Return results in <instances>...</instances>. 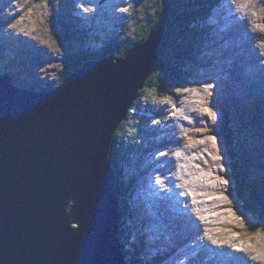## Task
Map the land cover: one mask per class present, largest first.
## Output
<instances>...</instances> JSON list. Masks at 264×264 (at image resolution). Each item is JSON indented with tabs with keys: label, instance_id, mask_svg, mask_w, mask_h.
Here are the masks:
<instances>
[{
	"label": "rangeland",
	"instance_id": "1",
	"mask_svg": "<svg viewBox=\"0 0 264 264\" xmlns=\"http://www.w3.org/2000/svg\"><path fill=\"white\" fill-rule=\"evenodd\" d=\"M103 1L106 0L87 2L89 6H93L91 12L87 11L80 4V1L74 4L73 0H0V73H9L7 77H10L12 81L14 80L13 84L17 86H24L26 89L32 88L30 90L36 92L43 91V88L49 90L48 87H52L54 82L64 76L67 68L83 57H97L109 50L119 52L123 49L122 47L127 45V40L139 39V36L144 34V31L155 18L157 9L164 8L162 0H113L115 7L112 11L114 10V13L109 15L111 19H116V21L108 25L107 33L106 31H98L99 34L96 32V34L94 32L88 33V31L80 33L69 25V23H75L68 20L69 18L80 19L79 13H86L88 16H86L85 26L87 28L97 26L96 22L100 20H97L96 15L100 13L101 2ZM193 1L171 0V5L182 3L180 7L186 12V9L194 5L192 4ZM202 1L206 2L205 0ZM225 1L227 3L233 2L238 12H243L246 8L251 16L249 21L254 20L250 24L251 32L244 29L239 35L244 34L243 36L250 39L255 45V60L241 58L242 62H237L235 61L239 59L237 57L232 65L227 64L231 62L232 56L237 55L241 49H245V47H238L232 54H227L225 49L227 46L232 48L230 45L232 39L228 38V42L222 43L218 41V37L222 35L226 26H236L232 19L234 10L231 7H226L224 10L222 8L224 0H211L212 5L206 2V5L210 6L206 7L208 14L195 19L194 26L199 29L201 39L197 46L192 49V55H196L193 58L194 62L182 58L179 66L182 68L187 61L189 62L187 64L190 67L183 70L187 79L178 85L175 81L174 84L158 83V87L151 86L146 91H142L137 97L138 101L132 106V113L126 118L124 129H119L116 133L117 142L126 141L124 142V150L120 152L126 160H121L119 167L122 182L125 183L126 181V184L129 183L130 185L126 186L130 192L129 197L127 198V192L126 196L124 194L128 205L127 214L121 219L127 244H129H125L121 248L124 264H169L168 261H160V258L167 252H171L173 256L177 257L178 252L174 251L176 242H182L191 231V226L186 229L185 226L181 225L182 222L178 225L174 223L164 224L165 220L169 218L166 217L165 219L164 216L153 213L162 199L166 201L168 209L171 210V200L176 198L172 193L169 195L160 194L153 186L151 175L145 174L148 164H161V167L166 165L169 172V167L174 166L172 161L174 157L168 154V158L162 160V154L158 151V145L162 147L159 140H162L163 137V135L159 136V133H164L166 127H172L171 124L164 123L165 117L162 112L167 113V111L160 110L163 106L169 110L167 115H184L185 132L180 135L179 139L185 143L182 147L179 145L183 149L181 152L184 155L191 154L195 158L197 157L195 152H197L204 157L203 162L205 164L209 162L207 157H210L213 162H217L213 168L217 178L214 179L215 181L212 180L213 184L210 185V189L208 188L204 193H211L216 205H224L220 209L221 212H227L225 215L220 214L219 221L211 224L215 237L227 243L225 252H230L228 255L230 261L227 264H239L240 258L251 260L255 264H264V108L261 109L260 102L263 100L264 107V0ZM116 15L118 18H115ZM131 15L136 16L134 21H132ZM184 15L180 23L182 26L188 18L194 20L192 17H195L190 14L184 19ZM164 17L168 18V21L176 19L175 13L170 8L165 9ZM225 17L227 24L214 27V23ZM182 26L180 25V28ZM78 33L83 36H79ZM240 39L242 41L241 36ZM182 41L177 39L173 45V39L168 37L164 46L168 49L165 50L163 59H168L169 49L170 58H173L175 53L179 56L177 53L179 51L178 46L180 49L184 48ZM40 44L47 46V48L44 49ZM50 50L55 52L50 55L49 53L43 55V52ZM191 62L193 63L190 65ZM243 67L248 69L247 72L251 78L243 76ZM38 69L48 70L46 79H40ZM251 71L252 73H250ZM235 72H238L242 77L241 81L233 75ZM242 82L246 86L255 84V86H262L263 94L245 95L242 88H233L235 84ZM180 101L183 103V111L177 110ZM153 115L164 118L160 131L153 127L156 120L154 123L148 124L149 117L150 120H153ZM225 116L231 119L232 132L229 131L233 135L230 139L232 146L229 149L225 147V141H228L226 137L229 134L225 132V137L222 138L219 132ZM145 121L147 122L145 123ZM127 128L133 130L130 131ZM137 129H141L138 134L136 133ZM127 131L130 132V135L127 134ZM157 134L158 136H156ZM155 140L158 141V145L154 143ZM137 143H140L141 150ZM233 156L235 161H232ZM178 164L180 169L183 163L178 161ZM195 165L196 167L200 166L193 164L190 166V171L182 174V178L189 177V180H181L185 186L190 181L195 186H199V179L194 175L199 168L192 169ZM231 166H237V170L233 171ZM140 167L144 169L141 171ZM237 173H239L240 180L243 179L247 183L245 194L252 203L255 212H247L235 194L236 186H239L235 178ZM145 181H148L152 186V190L148 192L150 201L139 198L140 195H146L144 191H148L142 186ZM215 184L217 188L212 187ZM121 190L124 192L123 188ZM187 190L189 191L188 194L191 195V191ZM200 194L203 192L200 191ZM203 199L208 200V197ZM146 205L150 206L149 213H146L148 210ZM203 210L205 209L203 208ZM213 215L215 213L207 212L206 217ZM252 231L255 233L250 235ZM190 247L191 244L189 243L179 252ZM192 264H198V262Z\"/></svg>",
	"mask_w": 264,
	"mask_h": 264
},
{
	"label": "water",
	"instance_id": "2",
	"mask_svg": "<svg viewBox=\"0 0 264 264\" xmlns=\"http://www.w3.org/2000/svg\"><path fill=\"white\" fill-rule=\"evenodd\" d=\"M165 36L156 26L48 91L0 74V264H124L110 151Z\"/></svg>",
	"mask_w": 264,
	"mask_h": 264
},
{
	"label": "trees",
	"instance_id": "3",
	"mask_svg": "<svg viewBox=\"0 0 264 264\" xmlns=\"http://www.w3.org/2000/svg\"><path fill=\"white\" fill-rule=\"evenodd\" d=\"M205 1L207 3H209V5L213 4V2H210L211 0H205ZM206 2H204L202 0H194L192 3L194 5L190 6L188 9H186V12H185V10L182 7H180V4L182 5V3H177L175 5H171V0H162V5L164 4V8L163 9H160V8L157 9L155 18L149 24V26L147 27V30L144 31V34L139 36V39H136L137 41L135 39H134L135 41L134 40H127V45L122 47L123 49L119 52H117V50H109L105 54L99 55L97 57H94V56L83 57L77 63H75L72 66H70L69 68H67L64 76H62L56 82H54L52 87H48V88L51 90V89H54V88L58 87L59 85H61L62 82L64 81V79L68 76V74L82 68L83 64L89 60H100V59H102L108 55L114 54V53H116L118 55V57L124 56L134 46H136L140 43H143L146 40V37H147L148 33L150 32V30L156 26H162L166 29V32H167L166 38L160 44V46L158 48V51L156 53V58L152 63L151 74L148 77V79L146 80L144 88L138 93V96H140V93L142 91H146V89L151 87V86H157L158 87V85H157L158 83H161V84H170L171 83L172 84L175 81L176 85L182 84V82L187 79V76L185 75V71H183V70L186 67L189 68L190 66L188 65L189 64L188 61H187L188 64L185 63L184 67L180 68L179 66L181 65L182 58L183 59L186 58L190 61H193V58L196 57L195 54L192 55V53H193L192 49H193V47L197 46L198 41L201 39V36L199 35L200 34L199 29L194 26L195 25V19L196 18H202V16H205L208 14V10H206V7H210V6H207ZM167 8L168 9L170 8L175 13L176 19H171V21H168V18L164 17L165 9H167ZM184 12H185V15H184ZM126 14H128V12H126ZM131 14H133V13H131ZM190 14L195 16V17H192L194 20L188 18L186 21H184V24L182 26V24H180V23L182 22L183 15H184V19H185V17H189ZM135 17L136 16L131 15L132 21H134ZM127 25H129V23H127ZM180 25L182 26L181 28H180ZM168 37L173 39V45L175 43L174 41H176L177 39H179L181 41L183 40L182 42L184 44V48L180 49V47L178 46L179 51L177 53L179 54V56L176 55V53H175V56L173 58H170L171 54H170V51H169L170 49H169L168 53H167L168 59L164 60L163 58L165 55V50L168 49L167 47H164V46H165V43L167 42ZM196 52H197V48H196ZM87 54H89V53H87ZM193 62H191L190 65ZM172 64H174V65H172ZM6 74L9 75V73H6ZM167 81H169V82H167ZM44 89L48 90L46 88H43V91H44ZM137 101H138V99L135 101L134 105L136 104ZM132 111H133V109L130 108V110L128 112V116L132 113ZM226 116L223 118L224 122H223V125H222L219 132H220V136L222 138L225 137V132H227L229 134L228 137H226L228 139V141L226 140L227 143L225 141V147H227L229 149V147L232 146V142L230 141L231 135H232L231 134L232 129L230 126L231 125V119H229V117L227 118ZM125 122H126V120L123 121L121 123V125H119L118 129H116V131H115V134L113 136L111 151H110V158H109L110 167L113 171V177H114L113 190H114V193H115V195L119 201V205H120L119 209L121 212V219L127 214L128 205L126 203L127 200H125V196L128 193V196H127V198H128L130 195V192L126 186H130V185H129V183L126 184V181H125V183L122 182L121 171H120V167H119L120 161L126 160V158L124 156H122L120 153V152H122V150H124V148H125L124 142H126V141H122L121 143L117 142L116 133L118 132L119 129L120 130L124 129ZM142 129H143V127H142ZM127 130H130V128H127ZM132 130L133 129L131 128L130 131H132ZM138 132H141V129L140 130L137 129L136 133L138 134ZM127 134L130 135V132L128 133V131H127ZM131 142H134V141L131 140ZM126 145H127V143H126ZM232 161H235L234 156L232 157ZM231 169L233 171H235V169L237 170V166H231ZM238 170H239V168H238ZM238 174L239 173L235 174L236 182L239 183V186H236V189L239 188V192H238V190L236 191V194L238 196V200H240L243 203L242 205L246 209L247 212H250V213L255 212V211H253L254 209L252 208V203H250V201L247 199V196L245 194V191L247 190V183L243 179L240 180ZM130 184H131V182H130ZM122 188H123L124 192L121 190ZM124 194H125V196H124ZM119 198H121V199H119ZM123 201H125V202H123ZM121 219H120V223H119L118 238H119L120 245L122 248V247H124L125 244L126 245H129V244H127V237L125 236L124 225H123V223L121 224V222H122ZM254 233H255V231H252V233L250 235H253ZM125 263H126V261H125Z\"/></svg>",
	"mask_w": 264,
	"mask_h": 264
},
{
	"label": "bare ground",
	"instance_id": "4",
	"mask_svg": "<svg viewBox=\"0 0 264 264\" xmlns=\"http://www.w3.org/2000/svg\"><path fill=\"white\" fill-rule=\"evenodd\" d=\"M80 1V4H82L83 6H84V8L87 10V11H93V6H89L88 5V3L87 2H89L90 0H73V3L75 4V2H79ZM113 0H106V1H103V2H101V11H100V13H98L97 15H96V18H97V20H100V21H98V22H96L97 24V26H90V27H86L85 26V21H86V19H87V17L86 16H88L86 13H79V17H80V19H78V18H69L68 20H71V21H73V22H75V23H69V25L72 27V28H74V29H77V32H85V31H88V33H90V32H96V33H98V31H106V33H107V29H108V25H110V23H113V22H115L116 21V19H111L110 18V13H114L113 11H112V9H113V7H115L114 5H113V2H112ZM118 1V0H117ZM219 1V0H218ZM217 2V1H216ZM77 3H76V5H77ZM117 3V2H116ZM76 5H75V7H76ZM217 5V4H216ZM74 6V5H73ZM232 7L233 8H235V5H233L232 4ZM225 7H223V9H224ZM225 10V9H224ZM244 10V9H243ZM231 11V10H230ZM80 12V11H79ZM116 12V11H115ZM239 13H241L240 11L238 12L237 11V9L235 8L234 9V13H233V15H232V18H233V20H236L235 19V17H238L239 16ZM118 15V14H117ZM116 15V16H117ZM243 15V14H242ZM72 16V15H71ZM90 16V15H89ZM244 16V15H243ZM115 18H118V16L117 17H115ZM256 20V19H255ZM103 21V22H102ZM105 21V22H104ZM231 21V20H230ZM252 21H254L253 19H251V22L249 21V22H247L246 23V25H244L243 27H241V28H245V29H247V30H249L250 32H251V28H250V24H252ZM64 22V21H63ZM228 22H227V19H226V17L225 18H221L220 20H218V22L217 23H214V27L216 26V27H218V26H222L223 24H227ZM234 23V22H233ZM233 23H231V24H233ZM68 24V23H67ZM112 25V24H111ZM94 27V28H93ZM254 27V26H253ZM238 25H236L235 27H234V25H231V26H226V29H223V31H222V35L220 36V37H218V41H219V43H222V42H228V38H231L232 39V43L230 44L231 45V49L227 46L226 47V49H225V53H229V54H232V52H235V49L236 48H238V47H245V49H241V51H239L238 52V54L237 55H235L234 57L232 56V58H231V62H229V63H227V64H233V62H234V60H235V58H239V59H237V60H235V61H239V62H242L241 61V58H246L247 60H250V59H252L253 61L255 60V58H254V56H255V46L253 45V44H251V42L250 41H247L246 39H245V37L243 36L244 34H241V35H239L240 34V31H239V29H241ZM250 28V29H249ZM109 31V30H108ZM260 31H263V30H260ZM80 33H78V35L80 34ZM95 33V34H96ZM99 34V33H98ZM239 35V36H238ZM79 36H83V35H79ZM240 36L242 37V41H241V39H240ZM252 37L254 36V35H251ZM256 36V35H255ZM260 36V35H259ZM101 38H102V36H100ZM243 37H244V39H243ZM254 39H255V37H254ZM255 40H257V38L255 39ZM241 41V42H240ZM31 43H33L32 41H31ZM254 43V42H253ZM257 43V42H256ZM255 43V44H256ZM43 44V43H42ZM227 44V43H226ZM258 44V43H257ZM41 45V44H40ZM44 49H46L47 48V46L45 47L44 45H41ZM42 48V49H43ZM37 49V48H36ZM40 52H42V51H40ZM55 51L54 50H50L49 52H43V55H45V54H48L49 53V55L50 54H53ZM50 58H51V56H50ZM51 60V59H50ZM245 60V59H244ZM243 66H244V64H243ZM241 67H242V65H241ZM241 67H240V69H241ZM230 68H231V66H230ZM239 68V67H238ZM243 76L244 77H250V75H249V73L247 72L248 71V69H246V67H243ZM38 71H40V74H39V76L41 77L40 79H42V80H44V79H46V77H47V74H46V72L48 71V70H44V69H38ZM242 72V71H241ZM240 72V73H241ZM250 73H252V71L250 72ZM254 74V73H253ZM28 75V74H27ZM236 78H238L240 81L242 80V77L239 75V73L237 72H235L234 74H233ZM233 78V77H232ZM251 78V77H250ZM39 79V78H38ZM39 79V80H40ZM235 79V78H234ZM233 79V80H234ZM255 79V78H254ZM35 81H36V79H35ZM226 81V80H225ZM234 82V81H233ZM245 82V81H244ZM236 83V82H235ZM250 84V83H249ZM260 84V83H259ZM256 85V84H255ZM255 85H250V86H246L243 82L240 84V83H237V84H235L234 86H233V88H242V92H244V94L245 95H254V94H258V95H262L263 94V92H262V86H260V85H257V86H255ZM230 87V86H229ZM252 88V89H249V88ZM231 93V92H230ZM264 97V96H263ZM250 98V97H249ZM241 100V99H240ZM135 103V102H134ZM242 104V103H241ZM192 105V104H191ZM133 106V105H132ZM132 106L130 107V108H132ZM129 108V109H130ZM162 109H164V110H166L167 111V113H169V110H168V108L167 107H162L160 110H162ZM159 110V111H160ZM177 110L178 111H183L184 110V107H183V103H182V101H180L179 102V104H178V106H177ZM264 110V109H263ZM129 112V111H128ZM167 113L166 112H162V115L165 117V121H167V122H169V124H171V125H173L174 126V128H175V119H177L179 116L178 115H173V116H171V115H167ZM262 113H263V111H262ZM198 116V115H197ZM126 120V119H125ZM189 122V121H188ZM187 124V123H186ZM187 131V130H186ZM166 132H167V129L165 128V132L164 133H160L159 135H163V137H162V140L159 142V143H162V146L167 142V141H170L171 139H169L170 138V136H167V135H164V134H166ZM156 136H158V134L156 135ZM157 142L158 141H156L155 140V144L156 145H158L157 144ZM176 143V142H175ZM174 144V143H173ZM182 146V145H181ZM185 146H187V145H185ZM184 146V147H185ZM175 146H170V147H168L167 149L170 151L172 148H174ZM259 147V146H258ZM158 148H161V146H159L158 145ZM186 148V147H185ZM204 149V148H203ZM202 149V150H203ZM194 150V149H193ZM199 150H200V148H199ZM202 150H201V153H202ZM196 151V150H195ZM199 152V151H198ZM190 153H191V151H190ZM225 153V152H224ZM195 154H196V158L193 156V155H191V154H186L185 155V157L184 156H180L179 158H178V161L179 162H181V163H183V166L179 169L182 173H185V172H188V171H190V169H191V165H193V164H198V165H200L199 167H196V165H195V167H193L192 169H195V168H199L197 171H196V173L194 174L195 176H197V178L199 179L198 180V182H199V187L201 188V190L200 191H202L203 192V194L206 196V197H208V200H205V206H204V209L206 210V212H208V213H215V215H213V216H207L206 218H207V220H206V222L208 223V225L209 224H212L213 222H215V221H219L218 219H219V216H220V214L221 215H225V214H227V212L225 213V212H221V207H223L224 205H216L215 204V202L213 201V199H212V194L211 193H209V192H207V193H204L205 191H207V189L209 188L210 189V185L211 184H213L212 183V180H214V179H216L217 178V176H215L214 175V173H215V171L213 170V168H214V166H216V164H217V162H213L211 159H210V157H207L206 159H208L209 160V162H208V164H205L204 162H203V159H204V157L203 156H201V154H199V153H197V152H195ZM177 161V162H178ZM206 162V163H207ZM173 166H171V168H172ZM174 172V170H171L170 172H169V174H172ZM192 178V177H191ZM194 178V177H193ZM184 179V178H183ZM187 179H189V177H187ZM215 181V180H214ZM219 182V181H218ZM189 184H191L192 182L190 181V182H188ZM145 184V185H144ZM142 186H143V188H147L148 189V192L149 191H151L152 189H151V185H150V183L148 182V181H145V183H144ZM187 184V183H186ZM219 184V183H218ZM193 184H191L190 186H192ZM224 186V185H223ZM212 187H216L217 188V185L215 184V185H212ZM219 188V187H218ZM223 189V188H222ZM145 190V189H144ZM218 190V189H217ZM192 195V194H191ZM214 195H216V194H214ZM140 199H149V201H150V195H148V193L146 194V195H143V196H141L140 195V197H139ZM218 199V198H217ZM175 203H176V206H180V205H182L181 204V201H180V198L179 197H176L175 198V200H173ZM218 202H219V200H218ZM224 202V201H223ZM157 205V204H156ZM147 206V208H148V210L146 211V213H149L150 212V206H148V205H146ZM154 206V205H153ZM223 211V210H222ZM210 222V223H209ZM158 229H160V228H158ZM220 229V228H219ZM149 230H151V229H149ZM152 234V233H151ZM153 236H154V232H153ZM176 239V238H175ZM174 241V240H173ZM171 245H172V243H171ZM226 248V247H225ZM242 250V249H241ZM244 250V249H243ZM243 253V252H242ZM238 255V254H237ZM240 256V255H239ZM251 257V256H250ZM257 260V259H256ZM259 260V259H258ZM251 261V260H250ZM260 264V263H259Z\"/></svg>",
	"mask_w": 264,
	"mask_h": 264
},
{
	"label": "clouds",
	"instance_id": "5",
	"mask_svg": "<svg viewBox=\"0 0 264 264\" xmlns=\"http://www.w3.org/2000/svg\"><path fill=\"white\" fill-rule=\"evenodd\" d=\"M140 169H141V171H142L143 167H140Z\"/></svg>",
	"mask_w": 264,
	"mask_h": 264
}]
</instances>
